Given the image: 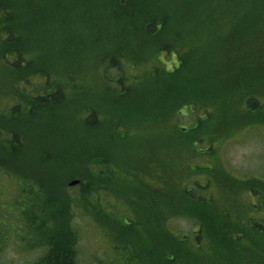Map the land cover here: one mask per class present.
Listing matches in <instances>:
<instances>
[{
  "label": "rangeland",
  "instance_id": "374dc122",
  "mask_svg": "<svg viewBox=\"0 0 264 264\" xmlns=\"http://www.w3.org/2000/svg\"><path fill=\"white\" fill-rule=\"evenodd\" d=\"M158 1L160 5L157 7L164 9V6H169L174 17L184 19L191 15L198 19L200 14L209 15L213 11L208 9V2L213 1L218 5L220 0ZM42 3L47 5L49 12L46 16L51 18L39 20L36 27L40 30L35 31L25 27L27 22L24 21L23 14L18 16V43L25 44L29 52L36 51V62H31L26 72L36 80L44 78L42 83L46 82L51 88L63 86L67 94L58 102L53 101L49 108L34 112L31 120H9L11 126L14 125L22 132L25 144L16 155L4 153L3 156V152L7 150L0 147V236L6 242L0 249V264H26L36 260L44 252L42 246L36 243L28 245L23 238L15 237L13 230V227L15 231L18 227L21 233L39 237L36 232L28 230L27 217L35 215L42 206L47 214L46 218L43 216V220L49 226L53 206L45 199L46 193L41 192L31 178L33 174L36 178L46 180V184L51 186L50 196L63 197L72 209L69 210L70 224L77 233L78 264H106L107 258L126 251L112 244L111 237L107 235L117 229L112 225L116 222L127 226L134 223L135 227H128L122 232L131 233L133 237H129L137 238L133 241L139 244L141 241L143 245L147 241L151 242V238L157 239L151 242V250L144 247L145 251L140 249L139 254L131 258L130 264L163 263L158 260L160 251L174 246V243L164 241L170 235L163 233L162 227L172 228L170 231L175 234L177 241L188 240L187 245L180 248L177 264H182V260H186L184 264H202L197 256L196 261L191 256L196 253V241L202 244V259H205V255L208 258L213 256L216 263L230 258L232 264L235 259V264H264V234L257 235L252 231L245 233L237 249L235 246L230 247V240L226 239V230L232 228L233 221L240 223L251 215L260 218L259 213H263L260 210L251 214L248 203L257 200L250 194L254 184L264 186V116L251 114L257 121L245 123L243 119H247V116L235 108L236 104H231L229 112L233 115V120L227 119L223 123L218 122L219 124L205 122L201 127L191 112L190 105L185 104L187 101H180L202 94L203 71L198 64L193 68L188 64L178 73L174 72L177 67L180 68V57L185 55L187 46L182 52L179 48L176 51L175 48L166 50L156 46L147 60L138 66L127 63L125 84L120 83L116 90L123 93L119 95L114 90L113 82H109V78L98 67V60L92 57L94 51L106 50L103 45L113 43L111 38L118 31L107 28L115 26L107 17L112 15L111 9L102 8L97 0H49L48 4L43 0ZM94 3L98 6L94 7ZM201 4L206 6L199 8ZM215 13L217 17L201 22L200 26L205 33L202 36L198 32H186L187 38H192L190 43L205 41L206 45L211 42L218 47L216 37L223 38L227 34L233 40L236 39L234 31L228 28V23L236 22L239 17L222 14V20L213 22L218 19L220 10L217 8ZM239 28L249 30L244 22ZM250 34L241 32L242 38L252 42ZM237 45L244 48L242 41L237 40ZM0 48L2 91L6 83L8 87L12 86L11 79H15L17 72L6 73V67L2 68L1 41ZM88 59L95 60L97 64H90ZM246 59L248 63L252 62V56ZM190 61L186 58V63ZM243 61L246 62L245 56ZM36 66L42 67L41 69L48 67L52 76L48 79L36 76L33 74L39 69ZM69 71L77 74L71 77ZM166 71L174 73L167 76ZM27 88L35 87L28 84ZM3 92H0V110L10 101ZM31 93L32 90L28 97L33 99ZM50 94H54V91ZM213 104L216 105L215 113L220 111L231 116L226 108L220 109L224 106L221 102ZM89 107L95 109V116L100 122L92 124L84 120L83 112ZM199 112L206 114L204 109ZM88 116L96 120L93 114ZM207 135L216 136L212 145L206 139L201 140V137ZM11 151L14 152L15 149L9 152ZM45 152L52 157V162L40 166L38 159ZM98 152L103 153L95 159L104 160L102 169L107 189L103 185L87 197L88 202L92 201L95 209L102 212L94 214L89 209H77L76 204L81 200L75 199L83 189L90 190V173L85 176L87 178L82 177L85 185L80 186V183L69 186L66 182L71 180L67 181L68 176L78 170L84 169L87 173V156ZM205 152L208 153L204 155ZM200 165L203 166L201 170ZM12 170L26 172L25 177ZM211 170V174L208 173ZM207 178L209 187L203 184ZM186 191L201 195L205 201L197 200L194 204L190 198L187 200ZM169 193H172L170 202L177 201L174 204L175 213H172L174 217L161 221V216L169 208L157 204H161V200L166 199L165 196ZM19 207L25 212L24 224L21 215H18L21 213ZM198 210H202L201 216L207 219L203 224L206 221L209 225L200 240L197 238L202 226L200 227L199 221L190 217L192 213L198 216ZM12 217L17 219L16 227H12ZM64 219L65 216L58 221L63 223ZM37 226L33 228L36 230ZM130 250L126 251L127 254L132 253Z\"/></svg>",
  "mask_w": 264,
  "mask_h": 264
},
{
  "label": "trees",
  "instance_id": "16d2710c",
  "mask_svg": "<svg viewBox=\"0 0 264 264\" xmlns=\"http://www.w3.org/2000/svg\"><path fill=\"white\" fill-rule=\"evenodd\" d=\"M98 1L100 4H102V8L107 7L108 9H111L112 15H107V17L110 23L115 26H107V28L118 31L114 34V37L111 38L113 43H106L107 45H103V48L106 50L94 51V55L92 57L98 60V64L95 62V60L92 61V59H88L87 61H90V64H97L98 67L103 70L105 76L109 78L107 80H109V82H113L115 85V92H118L116 90H118L120 83L125 84V65L127 63L138 66L143 61L147 60L148 56L151 55L150 53L157 48L156 46H159L160 49L162 48L166 50H172L175 48L176 51L178 48L181 51L185 46H187L188 50L185 52V55L180 57V68L177 67V71L174 70V72L178 73L185 65L187 66L188 64V66H191V68L198 64L203 71L201 75L202 94L196 97L193 96L187 100L180 101L182 103L187 101L185 104L190 105V110L195 116L197 123H199L201 127L204 126L203 124H205V122L213 124L214 122L223 123L227 119L233 120V115H231V112H229L231 104H236L235 108L247 116V119H243L245 120V123L257 121L251 116V114H256L255 116L259 117L264 116V0H220L218 5L214 4L213 1L211 3L208 2V9L213 11H210L209 15L204 13L203 15L200 14L198 19L191 15L186 16L184 19L180 16L174 17L175 14L170 10L169 6H164V9L157 7V5H160L158 0H97V2ZM42 2L43 0H0V41L2 46L1 53H3L1 54V66L3 69L6 67V73L10 71L17 72L15 79H11L12 86L8 87L6 83L4 88L1 87L2 91L0 90V92L5 91L8 93L5 94L3 92L5 96L8 95L7 97L10 100L8 103L4 104L0 110V117H4L3 119L2 117L0 118V147L7 150V152H3V156L4 153L16 155L19 149L25 144L22 132L17 130V127L14 125L11 126L12 123L10 124L9 120H12L13 122H20V119H23L24 121L27 119L31 120L34 112L49 108L51 105H53L51 104L53 101L58 102L57 100L62 99V96L64 97L67 94L63 86H56L55 89L51 88L46 84V82L42 83L45 81L43 80L44 78L39 81L34 79V77L32 78L31 75L26 72V69H29V64H31L33 61L36 62L34 59L36 57V51L32 50L29 52L25 44L19 45L18 43L20 42L19 32L17 31L19 26L16 24V19L18 16L21 17L23 14V17H25L24 21L26 20L27 22L25 27H27L29 30L33 29L35 31L40 30L38 27H36V23H38L39 20L51 18V16H46L49 12L48 7ZM44 3L48 4L49 0H44ZM97 6L98 5L94 3V7ZM205 6V4H201L198 7L204 8ZM217 8L220 10V15L218 19H214L213 22L222 20V14L226 16L237 15L239 17V20L236 22L228 23V28L234 31L236 39L233 40L227 34L224 35L223 38L216 37L215 42H217L218 47H216L215 44L211 42L206 45L205 41H201L199 44L190 43L189 41H191L192 38H187L186 32L189 31L192 34L198 32L200 33L199 36L205 34L202 31V26H200L201 22L204 19L207 20L208 18L217 17L215 13ZM18 11H22L23 13H18ZM103 16L104 15H102V17ZM243 22L244 24H247V28L249 30L239 28ZM241 32L251 33L250 35L252 36V42L242 38ZM237 40L242 41L244 48L238 47ZM229 54L231 56L228 57L227 55ZM244 56L246 60L245 63L243 61ZM249 56H252L251 63H248L246 59ZM185 57L188 58L189 61L191 59L192 60L186 63ZM38 68L39 69H36L33 72V74L36 76L40 75L46 77L47 79L52 76L51 70L48 67H46V69H41L42 67ZM69 72L71 77L77 74L74 71ZM166 72L167 76L174 73L173 71ZM111 78L116 79V81H113ZM164 79L167 78L165 77ZM22 81L24 82L23 85L21 84ZM27 83L30 84L32 88L35 87L31 89L33 90L31 93L33 99L28 97L30 94V89L27 88ZM25 84L27 85L25 86ZM56 88L58 90H56ZM51 91H54V94H50ZM122 94L123 93L121 92L119 93V95ZM217 101L221 102L222 106L224 105L223 107H220V109L223 110L226 108L231 116L228 117L220 111L215 113L216 105L213 103ZM181 107H179V111L181 110ZM210 108H212L213 111L210 110ZM200 109H204L206 114L202 115L199 112ZM89 114H93L95 116V109L91 107L85 109L82 115L85 121L92 124L100 122L99 118L95 116L96 120H94L91 116H88ZM204 117L206 118L203 119ZM194 128L196 129V127H193V129ZM212 136H203L201 137V140L206 139V142L210 143L209 145H212L211 142L213 141V138L216 137L215 135ZM10 147H12V149H10ZM13 149H15L14 152H9ZM207 153L208 152H205L204 155ZM102 155L103 153L99 152L88 155V161L86 160V162L89 163L86 166L87 173H85L84 169H82L81 171L78 170L71 176L69 175L67 178V181L70 178H79L81 183L80 186H82V184L85 185L84 179L87 178L85 176L90 173V177L88 179V181H90L92 184L90 190L88 191L83 189V192L75 199L81 200V202L76 204L77 209H89V211L94 214H97L98 211L101 212V210L95 209L94 204L92 201L88 202L87 197L93 195L94 190L96 188L101 189L103 185L106 187L105 189H107V186L104 184L105 174L102 169L104 160L95 159V157H100ZM198 157L200 156L198 155ZM201 157H203V155ZM51 158L52 157L45 152L44 156L38 159V163L41 164L40 166H44V164L52 162V160H50ZM201 167L203 166L200 165V170L202 169ZM81 168L82 167H78V169ZM14 172L23 177H25L26 174V172ZM211 172L212 170L208 171L210 174ZM82 177H84V179ZM31 178L36 182L41 192L46 193L45 199L48 201V203L52 204L53 208L50 215L51 222L49 221V226L47 225L46 221L43 220V216L45 218L47 217L44 206L39 208L37 213L32 217H27L28 230H32L33 233L36 232V236H39L35 238L30 237L29 233H21V231L19 232L18 227H16L17 219L12 217L14 219L12 227L14 225L16 227V231L13 227L15 237L23 238L24 243H27L28 245L36 243V245L43 247L44 252H42L36 260L27 262L26 264H78L77 233L75 228L70 224L71 215L69 210L72 209H70V207L66 204V201L63 200V197L57 198L49 195L52 188L46 184V180H42L39 177L36 178L34 177V174L31 175ZM209 178L203 182V184H206L208 187L210 183ZM259 184L260 183L254 184L255 187L250 189V194L253 197L255 196L257 200H251L248 204L250 206L249 209L251 214L252 212L254 214L256 211L260 210H262L263 213L258 212L260 218H256L255 215L254 217L251 215L248 218L246 217L242 219L240 223L233 221L232 228L226 230L228 231L226 239L230 240V243L232 244H230V247L233 246V248L236 247L237 249V246L240 245L241 242L240 239L243 240V236H245V233L247 232L252 231L257 235L264 234V186H259ZM65 185L67 186V184ZM124 188L125 187H123V190ZM185 193L187 194V200L190 198L194 204L197 202V200L205 201L201 195H197L196 193L189 191H186ZM171 195L172 193H169L167 196H165L167 197L166 199H162L163 201L161 200V204H157V206L169 208V210L167 212L165 211L161 216V221H166L174 217V204L177 201L175 203L170 202L171 200L169 197ZM75 199L72 200L75 201ZM18 209L21 210L20 207ZM196 212L199 213L198 216H195L194 213H192L190 217L199 221L198 223L200 227L202 226L200 231H198L197 239L200 240L203 231L205 229H209V225H207L206 221L205 224H203L204 220L207 219L205 216H201L202 210H198ZM24 214V210H21V213H18V215H21L23 220L22 224H24ZM64 216L66 217L64 222H59L58 219H60V217L64 218ZM130 218L133 219L132 216ZM40 223H43L45 227H43V224ZM112 225L117 228L114 229L111 234L107 233V235L111 237V241H113L112 244L115 246H120L126 251L131 249L130 251H132V253L127 254L128 252L126 251L124 253H117V256L107 258V261L105 262L106 264H123L122 262L125 264H130L131 258L139 254L140 249L144 251V248L148 249V251L151 250V242L153 240H157L151 238V242L147 241L143 245L141 241L139 244L133 241L137 238H131L133 237L131 233H126V231L122 232V230H125L128 227H135L133 226L134 223H131L127 226V224L123 225L116 222L115 224L112 223ZM33 226H37L36 230L33 228ZM162 228L163 233L170 235L164 241L170 244L174 243V246L166 248L163 252L160 251L158 258L159 263L163 262L162 264H177V261H179L178 254L181 251L180 248L186 246L188 240H181V242H179L177 241L175 234L170 231L172 228ZM238 235H240L239 237L241 238H238ZM159 241L161 242V235ZM5 243V240L0 236V249L2 248V244ZM201 245L202 244L200 242L196 241L197 249L194 250L196 253H192L193 255H191L194 261H196L195 257L197 256L198 259L202 261V264L233 263L230 258L227 261H221L218 263L213 261V256L208 258L204 255L203 257L205 259L200 258V254H203L204 252ZM185 261L186 260H182V264H184ZM95 264L100 263L95 262Z\"/></svg>",
  "mask_w": 264,
  "mask_h": 264
},
{
  "label": "water",
  "instance_id": "95a60500",
  "mask_svg": "<svg viewBox=\"0 0 264 264\" xmlns=\"http://www.w3.org/2000/svg\"><path fill=\"white\" fill-rule=\"evenodd\" d=\"M77 182H78V180H73V181H71L70 184H71V185H72V184H76Z\"/></svg>",
  "mask_w": 264,
  "mask_h": 264
}]
</instances>
